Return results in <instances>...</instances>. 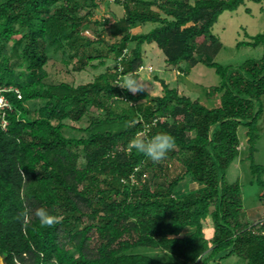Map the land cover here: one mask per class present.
<instances>
[{
    "label": "trees",
    "instance_id": "16d2710c",
    "mask_svg": "<svg viewBox=\"0 0 264 264\" xmlns=\"http://www.w3.org/2000/svg\"><path fill=\"white\" fill-rule=\"evenodd\" d=\"M243 1L118 0L126 33L104 52L92 48L103 42L98 32L97 39H84L91 26L101 25L93 19L98 0H0V43H11L9 52H0V95L9 104L0 113L3 264H221L231 256L264 264V225L258 224L264 216L251 221L241 184L226 181L244 127L252 183L264 188V166L255 163L264 122V54L238 67L214 61L223 44L213 26ZM148 22L158 26L131 32ZM147 43H156L167 64L185 62L184 73L199 63L214 68L221 82L207 96H219V103L209 108L163 80L162 96L119 86L129 74L139 79ZM239 45L264 47V32ZM52 48L68 49L76 71L97 68L94 60L104 65L109 52L118 65L86 84L49 85L45 66ZM36 100L42 104L32 115L27 104ZM91 108L104 118L92 116ZM85 116L90 135L65 136V120ZM113 123L124 127L98 130ZM157 132L175 138L159 162L129 148L137 133ZM174 161L182 169L169 178ZM192 183L201 187L191 190ZM40 207L57 217L51 227L35 216Z\"/></svg>",
    "mask_w": 264,
    "mask_h": 264
},
{
    "label": "rangeland",
    "instance_id": "374dc122",
    "mask_svg": "<svg viewBox=\"0 0 264 264\" xmlns=\"http://www.w3.org/2000/svg\"><path fill=\"white\" fill-rule=\"evenodd\" d=\"M160 4L166 0H156ZM194 4L196 0H189ZM99 7L94 11L93 19L101 22L99 27H90V35L86 38L90 40L97 39L98 33L103 42H97L92 45V48L108 52V46L116 41H119L126 33L121 28H124V23L121 19L125 16V8L118 3V0H98ZM141 9V6L139 7ZM154 11L160 12L163 17H168L166 13L162 12L157 5L152 6ZM170 18V17H169ZM158 24L145 23L131 28L132 33H148ZM117 29L121 31L117 32ZM98 32V33H97ZM264 32V2L257 3L253 0H244L243 3L234 11H225L215 23L212 33L218 36L223 44V48L215 62L224 66L238 67L249 59H259L264 54V47H248L239 45L242 42L249 41L251 37ZM134 43H131L129 48H132ZM11 49L10 42L0 43V52L5 55ZM4 50V51H3ZM92 54H95L93 51ZM48 62L45 66L47 77L45 83L49 85H58L60 83H67L73 86H79L95 80V78L108 70H116L118 65L117 59L112 52L108 53L104 65H99V60H94L93 63L98 65L94 68L90 65L84 71H76L74 69L76 60L70 59L69 50H55L50 49ZM16 59H14L15 61ZM188 65L184 62L178 66L169 65L165 61V56L156 43L144 44L143 46V65L139 70V83L143 85V89L151 96H162L163 87L161 80L165 81L170 88H176L180 95H185L193 100L199 99L200 102L211 108L219 103V96L215 99H209L207 91L212 86L220 84L221 79L216 74L215 69L208 67L203 63H199L195 67L190 68L188 74L184 73ZM124 77L122 80H124ZM119 81V82H121ZM120 86V85H119ZM137 91L134 94H137ZM144 102V101H142ZM141 102V103H142ZM145 103V102H144ZM42 103L38 100L27 104L31 110L32 115H35V110ZM140 104V103H137ZM122 105H116L117 112H121ZM90 114L96 118H104L105 113L101 110L91 108ZM264 121V120H263ZM91 119L85 116L82 121L65 120V127L63 132L67 137H87L90 132L84 131L89 126ZM261 138L257 142V152L255 154V163L264 166V122H262ZM124 125L119 123L103 124L98 130H118ZM240 139V154L233 161L226 172V181L228 183L239 182L241 184L243 203L248 213V218L251 221H256L264 216V188L252 183V173L250 169V161L247 159L248 144L246 137V129L240 127L238 130ZM83 155V154H82ZM80 166L85 165V158L82 156L79 161ZM182 169L179 162L174 161L169 166V178L178 174ZM146 178H152V173H147ZM161 180V179H160ZM264 180V177H263ZM201 186L195 183L190 184L191 190L199 189ZM259 214V215H258ZM261 215V216H260ZM212 226L211 220H206V225ZM186 231L185 233H188ZM213 233L212 229L207 230V236ZM154 254L163 255L159 251ZM1 264H3L0 258ZM221 264H246V261L239 259L236 256H231L222 261Z\"/></svg>",
    "mask_w": 264,
    "mask_h": 264
},
{
    "label": "clouds",
    "instance_id": "9594fccd",
    "mask_svg": "<svg viewBox=\"0 0 264 264\" xmlns=\"http://www.w3.org/2000/svg\"><path fill=\"white\" fill-rule=\"evenodd\" d=\"M139 81L133 75L129 74L117 84L132 93H136L143 88V85ZM174 144L175 138L171 134L168 132H157L150 137H144L141 133H137L129 141L128 146L152 162H159L166 157L168 151L173 148ZM35 216L38 218L41 226L51 227L57 222V217L50 214L44 207L37 208Z\"/></svg>",
    "mask_w": 264,
    "mask_h": 264
},
{
    "label": "built area",
    "instance_id": "2783aa9c",
    "mask_svg": "<svg viewBox=\"0 0 264 264\" xmlns=\"http://www.w3.org/2000/svg\"><path fill=\"white\" fill-rule=\"evenodd\" d=\"M86 35H90L91 33L87 30L85 31ZM9 104L8 102L5 100V98L3 96L0 95V113L2 110H4L5 108H8ZM4 126L6 125V122H4L3 124ZM259 225L263 226L264 225V217L258 222Z\"/></svg>",
    "mask_w": 264,
    "mask_h": 264
},
{
    "label": "bare ground",
    "instance_id": "6f19581e",
    "mask_svg": "<svg viewBox=\"0 0 264 264\" xmlns=\"http://www.w3.org/2000/svg\"><path fill=\"white\" fill-rule=\"evenodd\" d=\"M0 264H1V261H0Z\"/></svg>",
    "mask_w": 264,
    "mask_h": 264
},
{
    "label": "crops",
    "instance_id": "0c3cea01",
    "mask_svg": "<svg viewBox=\"0 0 264 264\" xmlns=\"http://www.w3.org/2000/svg\"><path fill=\"white\" fill-rule=\"evenodd\" d=\"M259 215V214H258ZM261 216V215H260Z\"/></svg>",
    "mask_w": 264,
    "mask_h": 264
}]
</instances>
